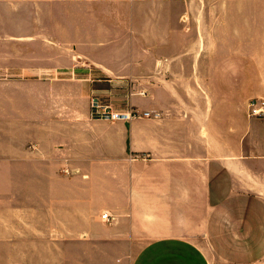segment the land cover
Returning a JSON list of instances; mask_svg holds the SVG:
<instances>
[{
	"label": "crops",
	"instance_id": "obj_1",
	"mask_svg": "<svg viewBox=\"0 0 264 264\" xmlns=\"http://www.w3.org/2000/svg\"><path fill=\"white\" fill-rule=\"evenodd\" d=\"M253 97L264 0H0V264H264Z\"/></svg>",
	"mask_w": 264,
	"mask_h": 264
},
{
	"label": "built area",
	"instance_id": "obj_2",
	"mask_svg": "<svg viewBox=\"0 0 264 264\" xmlns=\"http://www.w3.org/2000/svg\"><path fill=\"white\" fill-rule=\"evenodd\" d=\"M133 92L129 88L127 95ZM141 94H145V90L139 91ZM249 115L255 117H264V98L253 97L248 102ZM90 113L94 118L106 119L109 121L115 120H131L134 118L142 117H158L160 115L157 111L141 110L135 106L129 105L124 109L116 108L109 100L104 99L98 94H93L90 99ZM103 218L109 219V212H105L102 215Z\"/></svg>",
	"mask_w": 264,
	"mask_h": 264
},
{
	"label": "rangeland",
	"instance_id": "obj_3",
	"mask_svg": "<svg viewBox=\"0 0 264 264\" xmlns=\"http://www.w3.org/2000/svg\"><path fill=\"white\" fill-rule=\"evenodd\" d=\"M217 249L219 257H236L239 261L243 257H264V246L233 245L219 246Z\"/></svg>",
	"mask_w": 264,
	"mask_h": 264
}]
</instances>
